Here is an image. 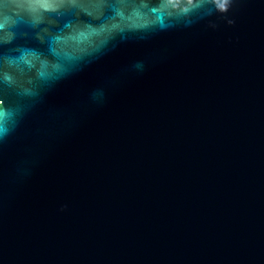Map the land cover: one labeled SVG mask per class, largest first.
I'll return each instance as SVG.
<instances>
[{"label": "water", "instance_id": "1", "mask_svg": "<svg viewBox=\"0 0 264 264\" xmlns=\"http://www.w3.org/2000/svg\"><path fill=\"white\" fill-rule=\"evenodd\" d=\"M0 264H264V0H0Z\"/></svg>", "mask_w": 264, "mask_h": 264}]
</instances>
